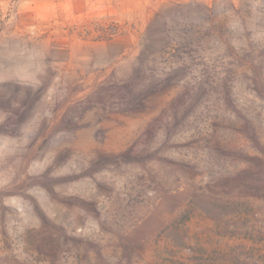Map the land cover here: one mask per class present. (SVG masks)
<instances>
[{"label":"rangeland","instance_id":"rangeland-1","mask_svg":"<svg viewBox=\"0 0 264 264\" xmlns=\"http://www.w3.org/2000/svg\"><path fill=\"white\" fill-rule=\"evenodd\" d=\"M0 264H264V0H0Z\"/></svg>","mask_w":264,"mask_h":264}]
</instances>
